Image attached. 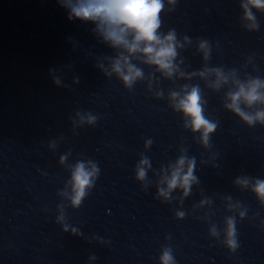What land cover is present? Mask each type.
Segmentation results:
<instances>
[{
	"label": "clouds",
	"instance_id": "9594fccd",
	"mask_svg": "<svg viewBox=\"0 0 264 264\" xmlns=\"http://www.w3.org/2000/svg\"><path fill=\"white\" fill-rule=\"evenodd\" d=\"M64 9L67 10V18L77 21H91L97 26V30L102 33L104 39L111 43L113 47H121L130 55L142 53L146 57V62L155 64L161 70L170 74L172 70V60L176 56L175 33L169 32L162 36L158 30L161 27L160 14L164 9L163 0H57ZM255 7H264V0H249ZM249 18H253L250 12H246ZM203 47V45H201ZM113 71L119 74L126 85H130L133 80L142 75L141 71L129 63L128 56H120L113 64ZM220 76V73L217 72ZM58 83V81H57ZM262 85L260 81H253L247 87L239 86V90L230 95L233 108L244 120L252 123L255 119L242 112L237 106L243 99L249 105L258 100L264 99L258 89ZM177 94H173L176 96ZM201 97L198 88H193L182 99L177 107L186 116L191 118L194 131L204 130V139L207 134L215 129V124L211 123L203 116L200 103ZM264 120V112L257 113V117ZM141 163H147L142 161ZM185 160L181 158L168 181L169 189L175 188L178 184L187 191L194 177L191 174V162L187 174L181 176V169ZM93 175L85 169L84 164H78L73 173V183L75 196L73 202L78 204L81 197L85 195V188L90 184ZM145 175L144 169L139 170V177ZM256 194L264 199V181H257L254 188ZM230 231L234 234L231 222ZM229 243L235 246V240ZM163 264H170L171 256L165 252L162 257Z\"/></svg>",
	"mask_w": 264,
	"mask_h": 264
}]
</instances>
